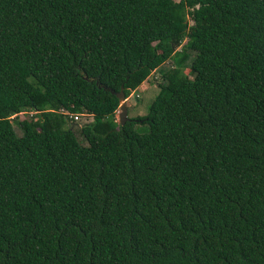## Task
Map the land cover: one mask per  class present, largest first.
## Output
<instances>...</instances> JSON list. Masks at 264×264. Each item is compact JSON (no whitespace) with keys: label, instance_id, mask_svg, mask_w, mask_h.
<instances>
[{"label":"trees","instance_id":"1","mask_svg":"<svg viewBox=\"0 0 264 264\" xmlns=\"http://www.w3.org/2000/svg\"><path fill=\"white\" fill-rule=\"evenodd\" d=\"M0 264H264V0H0Z\"/></svg>","mask_w":264,"mask_h":264},{"label":"rangeland","instance_id":"2","mask_svg":"<svg viewBox=\"0 0 264 264\" xmlns=\"http://www.w3.org/2000/svg\"><path fill=\"white\" fill-rule=\"evenodd\" d=\"M168 65H169V62L166 61L161 65V68H166L168 67ZM184 73H186L189 76L188 70L186 68L184 69ZM151 74H152V77L150 76L147 77L144 81H142L139 84V86L135 90L131 91L128 94V96L125 97L124 102L126 106V115L128 118L145 115L148 109V105L150 104L153 97L157 94L159 90L158 85L161 82L160 74L158 70H156L155 72H152ZM153 76L155 80L153 79ZM18 114L19 115L17 116V119H20L21 117H24V116L29 117L32 114V112H27V113L21 112ZM90 119H91V116L89 114H85V115L83 114L78 117V120L76 121V123L78 125L83 124V123L88 122ZM13 128L17 134L21 133V130L15 124H13ZM146 128H147L146 124H136L134 126L135 131L139 133L144 132Z\"/></svg>","mask_w":264,"mask_h":264},{"label":"water","instance_id":"3","mask_svg":"<svg viewBox=\"0 0 264 264\" xmlns=\"http://www.w3.org/2000/svg\"><path fill=\"white\" fill-rule=\"evenodd\" d=\"M150 77H152V74H150ZM115 95L119 101L117 119H118V123L120 125H122L125 121L129 120V118L126 115V106H125V102H124L125 97L123 94L122 85L120 86L118 92H115Z\"/></svg>","mask_w":264,"mask_h":264},{"label":"built area","instance_id":"4","mask_svg":"<svg viewBox=\"0 0 264 264\" xmlns=\"http://www.w3.org/2000/svg\"><path fill=\"white\" fill-rule=\"evenodd\" d=\"M118 111H116V113H117ZM85 115L86 113H80V114H78V113H76V114H74V115H72L71 117H72V120L73 121H77L78 120V117L80 116V115ZM15 115V114H14ZM13 116V115H12ZM117 118V117H116Z\"/></svg>","mask_w":264,"mask_h":264}]
</instances>
